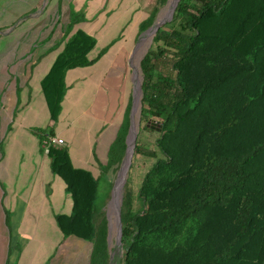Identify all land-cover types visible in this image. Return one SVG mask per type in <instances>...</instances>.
I'll return each instance as SVG.
<instances>
[{
  "label": "trees",
  "instance_id": "trees-1",
  "mask_svg": "<svg viewBox=\"0 0 264 264\" xmlns=\"http://www.w3.org/2000/svg\"><path fill=\"white\" fill-rule=\"evenodd\" d=\"M93 45L78 32L44 78L53 117L65 70L89 63ZM140 67L139 131L157 135L154 147L137 139L131 170L138 155L152 163L136 191L130 178L124 187L121 264H264V0H179ZM126 134L105 173L119 169ZM48 154L73 198V213L57 216L60 230L92 243L88 264H107L99 180L75 168L65 146Z\"/></svg>",
  "mask_w": 264,
  "mask_h": 264
},
{
  "label": "crops",
  "instance_id": "crops-1",
  "mask_svg": "<svg viewBox=\"0 0 264 264\" xmlns=\"http://www.w3.org/2000/svg\"><path fill=\"white\" fill-rule=\"evenodd\" d=\"M18 1L9 15L12 5L0 4V250L14 260L20 250L41 251L50 242L59 259L62 248L90 243V257L92 243L65 237L57 224L58 215L73 213V198L44 140L62 139L58 146L68 149L75 168L109 183L112 171L103 170L140 82L132 50L158 0ZM80 31L94 39L90 62L65 70L53 117L42 82Z\"/></svg>",
  "mask_w": 264,
  "mask_h": 264
},
{
  "label": "rangeland",
  "instance_id": "rangeland-1",
  "mask_svg": "<svg viewBox=\"0 0 264 264\" xmlns=\"http://www.w3.org/2000/svg\"><path fill=\"white\" fill-rule=\"evenodd\" d=\"M16 1H18V0H0V4H2V3L7 4V5H5L7 7L6 9L9 8V4L12 5V7L10 8V11L8 12L7 15L14 12ZM170 2H171V0H167V2L163 6L160 7L158 12L156 13L157 17H156L155 22L160 20L162 18V16L167 13ZM17 3L19 4L20 1H18ZM156 5L157 4H155V6ZM155 6H152L150 8V11H151L150 13L153 14ZM77 14H79V13H77ZM75 19H77V18L74 17V20ZM18 21L19 20H17V22ZM17 22L15 19V23H17ZM141 29H142V27H141ZM142 32L143 31H141L140 36L137 38V40L135 42L134 48L132 50L133 51L132 56H131V62L134 66V70L136 71V68H137V70L139 72L140 83H142V72H141L140 63H141L143 56L148 51V49L151 45L152 39L154 37V35H150V37H149L150 40L148 41V40H146V38H147L146 34H143L144 32L143 33ZM120 38H122V37H120ZM137 79H138V75H136V80ZM131 103H132V101L129 102V104L127 106L125 123H124V127L122 130L123 132H127V134L129 132V128H130V124H131V119H130ZM136 103H137V95H136ZM140 106H141V100H140L138 111L134 113V119L135 120L140 118V109H141ZM139 129H140V124L138 126L139 138L137 136V139H139L142 143L147 144L148 146L154 147L153 143L155 140V136L157 134L155 132H149L147 130L139 131ZM127 134H126V137H127ZM137 159L134 162L132 170H130L131 173L129 174V177H128V178H130V182L133 186L134 191H136L137 188L140 186L141 181H142V177H143L146 169L152 163V160L149 157L138 155ZM118 174H119V169L116 172L115 171L111 172V180L109 181V183H106L104 178L99 180V192H98V199L96 202L97 207L103 208L105 215L106 216L108 215L110 217V221H113V223L111 222L112 223L111 246H110L111 249H114L115 241H116V237H117V226H116V222H115V210L113 208H111V201H112L113 187H114V184L116 183V179H117ZM86 244L88 246L87 249H85L83 247L72 248L71 250H67L66 248H62L63 252L60 255V253H61V251H60L59 259L58 258L55 259V257L58 255V250H55L53 247V244L50 242H48L46 245H43L41 251L32 252L31 250H26V251L20 250L19 251V257L17 259H14V260L11 256H8L9 255L8 251L0 250V264H6L8 261L7 260L8 257L10 258V261L7 264H52L54 259H55L54 261L57 260L56 261L57 264H87V263H89L88 259H89V252H90L91 245H90V243H86ZM35 246H36V244H35ZM32 254H34L33 259L30 258Z\"/></svg>",
  "mask_w": 264,
  "mask_h": 264
},
{
  "label": "water",
  "instance_id": "water-1",
  "mask_svg": "<svg viewBox=\"0 0 264 264\" xmlns=\"http://www.w3.org/2000/svg\"><path fill=\"white\" fill-rule=\"evenodd\" d=\"M179 0H176L174 6L168 13L166 17H164L161 20H158L157 22H154L148 29L144 31L143 34L150 33L152 35H155L157 31L164 26L167 22H170L174 16L177 4ZM139 91L140 93V99H139V104L140 100L142 97V83H137L135 84L134 88V102L133 106L131 109L130 113V119H131V124L129 128V132L126 137V150L124 152V156L121 161V165L119 167V174L116 179V183L114 184L113 187V192H112V201L111 204L114 202L113 209L115 210V222L117 226V237L115 241V246L114 249H111V231H112V223L110 221V217L107 215L108 219V236H107V241H108V248H109V256H108V261L107 264H121V258H122V253H123V248H122V217H121V206H122V199H123V191L125 184L127 182V179L130 174L132 162H133V157H134V152H135V147L137 144V136H138V130L133 132V119H134V113H135V107H136V92ZM140 124V118L138 120V126ZM157 122H149L148 126H151L152 128H156L160 130V128L156 127ZM130 140H132V148L130 151Z\"/></svg>",
  "mask_w": 264,
  "mask_h": 264
},
{
  "label": "bare ground",
  "instance_id": "bare-ground-1",
  "mask_svg": "<svg viewBox=\"0 0 264 264\" xmlns=\"http://www.w3.org/2000/svg\"><path fill=\"white\" fill-rule=\"evenodd\" d=\"M175 2H176V0H171V2H170V4H169V7H168V10L166 9V10H167V13L164 14V15L162 16L161 19H163L165 16L168 15V13L170 12V10H171L172 7L174 6ZM161 19H160V20H161ZM150 35H152V34H150V33H147V34H146V37H147V38L145 37L146 40H148V41L150 40V38H149ZM139 83H140V82H139ZM139 83H138V84H139ZM136 94H137V103H136V107H135V112L138 111V108H139V99H140V93H139V91H137ZM140 107H141V106H140ZM138 120H139V119H136V120L134 119V120H133V132L138 130ZM131 148H132V140H130V151H131ZM114 204H115L114 202L111 204V208H113ZM111 222L113 223V221H111Z\"/></svg>",
  "mask_w": 264,
  "mask_h": 264
},
{
  "label": "built area",
  "instance_id": "built-area-1",
  "mask_svg": "<svg viewBox=\"0 0 264 264\" xmlns=\"http://www.w3.org/2000/svg\"><path fill=\"white\" fill-rule=\"evenodd\" d=\"M64 143V141L62 139L59 138H52L49 137L46 140H44V148L46 151H49L50 146H58V145H62Z\"/></svg>",
  "mask_w": 264,
  "mask_h": 264
}]
</instances>
